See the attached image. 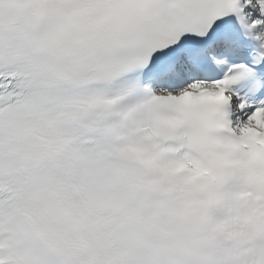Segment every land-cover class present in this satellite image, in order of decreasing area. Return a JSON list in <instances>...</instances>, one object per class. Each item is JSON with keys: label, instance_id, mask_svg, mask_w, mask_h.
Wrapping results in <instances>:
<instances>
[{"label": "snow or ice", "instance_id": "snow-or-ice-1", "mask_svg": "<svg viewBox=\"0 0 264 264\" xmlns=\"http://www.w3.org/2000/svg\"><path fill=\"white\" fill-rule=\"evenodd\" d=\"M0 264H264V0H0Z\"/></svg>", "mask_w": 264, "mask_h": 264}]
</instances>
